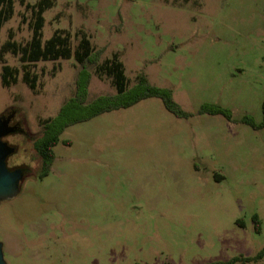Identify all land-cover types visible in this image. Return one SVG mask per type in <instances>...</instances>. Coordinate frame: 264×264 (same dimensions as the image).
<instances>
[{
    "label": "rangeland",
    "instance_id": "rangeland-1",
    "mask_svg": "<svg viewBox=\"0 0 264 264\" xmlns=\"http://www.w3.org/2000/svg\"><path fill=\"white\" fill-rule=\"evenodd\" d=\"M22 10L17 3L1 41L10 28L30 38ZM46 17L45 38L57 27L76 42L86 32L103 56L121 53L131 84L145 72L195 115L177 117L152 97L74 124L40 178L34 141L42 120L74 94L80 66L38 63L34 92L22 76L3 86L0 64V116L14 111L23 128L6 137L18 148L8 165L28 164L20 194L0 206L7 262L203 264L256 255L264 247V129L198 110L215 102L236 119L262 120L264 0H58ZM115 92L93 74L90 100Z\"/></svg>",
    "mask_w": 264,
    "mask_h": 264
},
{
    "label": "trees",
    "instance_id": "trees-1",
    "mask_svg": "<svg viewBox=\"0 0 264 264\" xmlns=\"http://www.w3.org/2000/svg\"><path fill=\"white\" fill-rule=\"evenodd\" d=\"M57 1L0 0V37L4 25L18 13L17 3L23 7L19 13L21 24H26L31 32L30 38L19 40L16 36V30L10 28L7 38L4 41H1L0 38L3 86L11 87L17 84L22 76L29 88L38 92L42 85L41 74L36 69L38 63L74 59L80 66L74 94L62 104L55 116L42 120L41 132L34 141L35 149L41 160L38 173L40 178L50 174L56 160L55 147L62 142V134L65 130L74 124L88 121L106 112L129 108L152 97L160 98L166 109L177 117L190 118L195 115L194 112L186 110L182 106L176 99L171 87L153 83L145 72H140L136 82L131 84L121 53L116 51L112 56H103L105 48L96 47L86 32H81L80 39L76 42L77 39L72 30L57 27L49 38H45L46 13L57 5ZM8 54L19 58L20 64H10L7 60ZM93 74L99 78L110 79L116 92L101 94L90 100V84ZM262 110L263 118L261 121H257L251 114H245L240 119H236L229 107L215 102H204L201 104L198 114H222L230 121L243 122L256 130H260L264 129V100ZM21 131L22 129L19 128L15 133ZM14 146L17 152L18 148L16 145ZM9 168L28 170V164L9 166ZM218 178L216 175V179ZM252 219L256 232L260 233L262 231L260 215L255 213ZM238 223L243 225L241 219L238 220ZM263 259L264 247L254 256L236 255L228 260H215L203 264H247Z\"/></svg>",
    "mask_w": 264,
    "mask_h": 264
},
{
    "label": "water",
    "instance_id": "water-1",
    "mask_svg": "<svg viewBox=\"0 0 264 264\" xmlns=\"http://www.w3.org/2000/svg\"><path fill=\"white\" fill-rule=\"evenodd\" d=\"M15 112H6L0 116V206L3 201L17 197L21 192L20 183L25 176L23 168L10 169L8 158L16 152V147L6 137L19 130L18 124H12ZM0 264H9L4 255V244L0 239Z\"/></svg>",
    "mask_w": 264,
    "mask_h": 264
},
{
    "label": "flooded vegetation",
    "instance_id": "flooded-vegetation-1",
    "mask_svg": "<svg viewBox=\"0 0 264 264\" xmlns=\"http://www.w3.org/2000/svg\"><path fill=\"white\" fill-rule=\"evenodd\" d=\"M12 124H18V127L21 128V129H23L21 123H20L19 121H17L16 119H14V120L12 121ZM26 173H27V170H25V174H26Z\"/></svg>",
    "mask_w": 264,
    "mask_h": 264
}]
</instances>
